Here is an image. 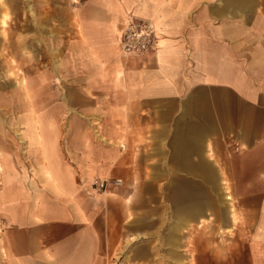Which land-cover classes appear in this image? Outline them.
Listing matches in <instances>:
<instances>
[{
    "label": "crops",
    "instance_id": "0c3cea01",
    "mask_svg": "<svg viewBox=\"0 0 264 264\" xmlns=\"http://www.w3.org/2000/svg\"><path fill=\"white\" fill-rule=\"evenodd\" d=\"M130 16L154 22L152 50L121 53ZM76 19L65 58L77 66L61 96L77 101L78 122L45 125L61 132L62 149L34 134L46 153L36 173L47 180L49 170L53 197L16 215L13 264H102L122 237L144 235L157 250L128 254L145 264H264V0H82ZM97 178L121 184L97 192ZM225 178L253 202L239 198L248 224L229 208L219 218L228 245L218 255L214 181ZM59 225L69 233L56 234ZM229 228L247 256L230 247Z\"/></svg>",
    "mask_w": 264,
    "mask_h": 264
},
{
    "label": "rangeland",
    "instance_id": "374dc122",
    "mask_svg": "<svg viewBox=\"0 0 264 264\" xmlns=\"http://www.w3.org/2000/svg\"><path fill=\"white\" fill-rule=\"evenodd\" d=\"M3 1L6 2L8 12L6 23L0 29V122L2 123L0 126V264H13V236L7 233L8 229L17 225L16 215L22 213L23 209L26 210V215H30V211H36L37 196L53 197L50 194L53 192L52 186L48 183L52 181L44 180L40 173H36L40 169L42 161L46 159V153L44 154L43 147L37 146V143L35 144L33 141L34 134H51L50 138L54 139V144L56 142L57 145V140H59L58 146L62 149L61 132L47 130L48 127L45 125L57 126V124L68 121L78 122V117L70 113V111L77 112V101L67 104V101H63L61 94L63 80H66L65 75L69 71L68 67L70 70H74V67L77 66V60L69 62L65 58L67 57L65 53L67 54L68 41L76 38V12L82 0H0V2ZM19 74H24L25 82L29 86L27 96L32 100L31 108L22 104L27 99L22 97V91L18 87L12 85ZM41 92L47 93V97L37 95ZM20 98L21 101H19ZM20 135L25 140H22ZM43 139L42 136L37 141L42 142ZM93 180L96 179H92L91 184ZM107 180L113 181L114 179ZM78 181L84 184V180L78 179ZM237 181V184L244 182L243 179H237ZM218 182L219 180L215 179L213 224L214 248L217 254L221 255V247L227 246L228 243L219 242L218 235L223 230L217 225L219 218L228 211L226 208H229L231 219L235 223L239 219L245 224L250 223L249 217L244 218L245 215L239 210V204H241L239 198L245 199L246 202H253V196L232 194L233 180L226 178L220 180L221 185ZM219 186H225L227 192L225 191L223 195L217 194ZM25 191L32 192V195H23ZM198 199L201 200L200 195ZM16 203L22 204V206H18ZM60 207L57 203L52 205L54 214L62 217ZM224 207L225 210H222ZM200 229L201 227H199ZM55 230L56 234L60 236L69 233L67 226L59 225ZM231 230V228L226 230L230 235V247L233 250L235 248V250L244 252L247 256L249 250L247 242L244 244L233 242V239L236 238ZM242 230L244 231L243 227ZM248 231L247 227L246 234ZM4 235L7 239L5 246L1 242ZM128 238H131V241H127ZM147 239L149 238L145 235L122 237L115 247L113 255L103 259L102 264H145V259L131 258L128 253L157 250L156 238L151 241ZM218 261L221 264L222 262L229 264L227 259L215 260L216 263ZM153 262L156 264L158 260L155 259ZM192 262L195 264V260ZM174 263L183 264L184 262L178 258L174 260ZM230 264H232V260H230ZM244 264H248L247 258L244 260Z\"/></svg>",
    "mask_w": 264,
    "mask_h": 264
},
{
    "label": "built area",
    "instance_id": "2783aa9c",
    "mask_svg": "<svg viewBox=\"0 0 264 264\" xmlns=\"http://www.w3.org/2000/svg\"><path fill=\"white\" fill-rule=\"evenodd\" d=\"M155 24L152 20L130 16L122 31L120 38V50L123 55L140 54L152 50L155 45ZM119 185L121 179L113 181L96 179L92 182L95 190H104L108 184Z\"/></svg>",
    "mask_w": 264,
    "mask_h": 264
},
{
    "label": "bare ground",
    "instance_id": "6f19581e",
    "mask_svg": "<svg viewBox=\"0 0 264 264\" xmlns=\"http://www.w3.org/2000/svg\"><path fill=\"white\" fill-rule=\"evenodd\" d=\"M7 5L6 2H0V29L4 26V24L6 23V18H7ZM12 85H14L15 87H18L21 91H22V97L24 99H27V101L25 103H22L23 105L27 106L28 108L32 107V100L27 96V93L29 91L28 89V85L25 82V77L24 74H19V76L16 77L15 81L12 83ZM42 97H47V93L45 92H41L40 94H38ZM65 98V97H64ZM19 100V99H18ZM21 101V98L20 100ZM64 101V100H63ZM68 101V100H67ZM2 125V123L0 122V126ZM19 129V128H18ZM17 132V131H16ZM19 134V133H18ZM99 136V135H98ZM20 138L22 140H25L24 137L22 135H20ZM0 169H1V162H0ZM44 174L45 176L48 178L47 180L51 179V173L49 172V170L47 168H44ZM53 186L54 187H58L56 180H53ZM226 199H228V197H226Z\"/></svg>",
    "mask_w": 264,
    "mask_h": 264
}]
</instances>
